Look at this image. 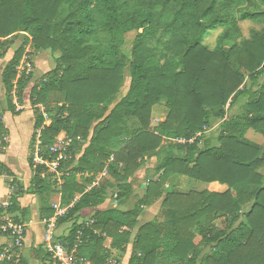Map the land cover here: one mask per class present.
<instances>
[{"label": "trees", "instance_id": "obj_1", "mask_svg": "<svg viewBox=\"0 0 264 264\" xmlns=\"http://www.w3.org/2000/svg\"><path fill=\"white\" fill-rule=\"evenodd\" d=\"M252 1L264 7V0H0V50L17 34L27 36L2 75L10 98L7 110L0 102V146L8 134L5 113L23 114L13 101L14 82L22 105V91L32 81L17 75L28 43L31 55L60 54L56 68L32 88V106L64 96L49 118L36 117L30 186L0 161V177L12 180L9 202L0 205V225L6 218L25 223L31 215L30 207L21 205L25 196L58 194L67 210L57 227L71 225L60 242L69 250L77 247V257L90 264H108L114 251L126 252L130 245L131 264H264V144L247 137L249 131L264 137V29L243 39L239 26L264 21V12H245ZM218 28L224 30L209 50L204 36ZM128 68L129 91L116 103ZM163 101L168 117L152 128L153 109ZM131 120L139 125L135 131ZM216 123L214 143L206 134ZM61 134L82 141H75L72 158L53 174L35 164L33 153L56 161L59 155L51 149ZM154 154L159 179L148 181L134 209H102L109 178L119 205H125L135 194L132 177ZM176 176L227 190L164 194ZM161 201L156 218L140 227L133 241L144 209ZM86 210L92 215L82 221ZM55 213L46 206L41 219ZM43 260L55 264L48 252ZM23 264L31 263L23 259Z\"/></svg>", "mask_w": 264, "mask_h": 264}, {"label": "rangeland", "instance_id": "obj_2", "mask_svg": "<svg viewBox=\"0 0 264 264\" xmlns=\"http://www.w3.org/2000/svg\"><path fill=\"white\" fill-rule=\"evenodd\" d=\"M245 12L249 14H257L264 12V7L258 4L256 1H252L245 6ZM240 29L242 31L243 39H249L253 31H261L264 29V21L259 20L257 22L253 20H246L242 21L239 24ZM223 28H218L215 30H211L204 36L203 45L207 47L209 50H214L217 45V40L219 35L223 32ZM26 35L19 33L16 36L10 38L7 42L6 47L0 50V53H5L4 58L0 59V102L2 104V109L7 110V102L10 97L7 96L6 89L4 87L2 81L3 72L7 66V64L14 58L17 51L23 46V44L27 41ZM168 36H163V41H166ZM153 46H157L159 50L162 47L157 43L154 42ZM30 43H28L25 47V53L28 54L27 56H23L27 63L31 64L32 72L27 73V70L22 71L21 73L17 69L18 74L20 77H28L32 76V81L28 88L22 91V105L17 103L18 101V92L19 88L17 89V82H14L15 88L12 94L13 101L16 103L18 110H23V114L19 117H14L11 113L6 112L4 115V123L8 128V134L5 138L4 145L0 146L2 149L0 151V161H4L6 165H8L12 171L16 174L20 183L25 187L28 188L30 183L34 177V169L30 167V157L32 151L30 149V141L32 135L34 133V123L36 117L39 114L44 115L46 118H49V111H55L58 107H60L64 103V96L62 94L51 95L48 99L47 106H40V108H34L30 101L31 90L34 86H38L44 80V75L56 68V60L60 57L59 53H54L52 51H37L33 55L30 54ZM21 65V64H20ZM19 77V78H20ZM125 86L121 93L117 98V102H120L128 93L130 88L131 82V74L130 68L125 71ZM169 114V109L166 106L165 101L161 102L159 105L155 106L152 112V120L151 126L152 128L157 127L159 124L166 121ZM107 115V114H106ZM105 116V115H104ZM106 117V116H105ZM104 117V118H105ZM50 121L46 123V125H50ZM138 123L136 120H131L129 122L130 131H135L138 128ZM94 127V126H93ZM220 132V123H216L215 126L209 130L206 134L207 138L213 139V142H216L217 136ZM248 139L254 143L263 145L264 144V137L260 134H257L253 131H249L247 135ZM169 143L168 141H164V146H167ZM87 145L82 146L80 155L78 154L77 158H79L84 149ZM204 147V145H201ZM34 152V156L36 155ZM70 153V152H69ZM67 153V156H69ZM157 165V158L156 155L148 156L145 158V165L132 177L131 181H134V189L135 194L127 201L125 205H119L117 201V191L111 187L113 180L109 178V199L107 203L102 207V209H111L117 208L122 210H129L134 209L137 205L139 200L145 195L146 188L148 181H156L158 180V176L155 174V167ZM260 174L264 176V169L261 170ZM104 177L100 179L102 181ZM79 181L84 182L85 178L79 176ZM97 179V180H98ZM54 182V180H52ZM12 180L8 177H0V205H6L5 203L9 202V197L11 195L10 184ZM99 182V183H100ZM213 191V192H224L227 190V187L219 184V183H202L198 182L189 178L176 176L169 180L167 185L164 188V194L167 191H176L182 193H190V192H202V191ZM40 196V195H39ZM38 195H28L21 199L22 206H29L31 209V215L25 223L28 225L27 228V238L28 240L25 243V247L21 254L23 255V259H28L31 264H44V257L47 253L46 250V227L43 224V220L41 219L42 209L44 207H52L54 208L55 205H59L60 195L58 194H49L39 197ZM161 202L156 203L151 208H146L143 211V214L139 218L138 227L132 232V240L134 241L136 238V234L140 227L143 225L150 223L153 221L156 216L158 215ZM92 215L91 210H86L83 212L82 221H88L90 216ZM71 225H64L61 227H57L54 232V240L60 242V238L69 234ZM8 240L6 237H0V244L6 243ZM111 241L108 240L106 242V246L110 247ZM209 249L204 252L207 253ZM132 252V246L130 245L126 252H113L112 260L119 264H126L130 261V253Z\"/></svg>", "mask_w": 264, "mask_h": 264}, {"label": "built area", "instance_id": "obj_3", "mask_svg": "<svg viewBox=\"0 0 264 264\" xmlns=\"http://www.w3.org/2000/svg\"><path fill=\"white\" fill-rule=\"evenodd\" d=\"M27 55L28 54H26L25 56ZM26 58H23L20 63L21 65H19L17 69L20 73L24 70H27V73H29L30 75V73L32 72V66L31 64L27 63ZM17 75L18 78L21 76L20 74H18V72ZM75 141L81 142L82 139L78 138L77 140H75L68 137L66 134H61L56 140L54 147L51 149L53 153L59 155L57 160L54 162L43 161L41 158H39L38 154H36L35 164L44 165L50 173L57 174L62 161L72 158V152L70 150L73 147ZM67 153H69V156H67ZM106 176L107 171L100 175V179ZM100 179H98L94 185H97L100 182ZM54 209L56 211L55 215L50 219L43 220V224L46 227L45 243L47 252L51 255L55 264H90V262L79 259L77 257V247L69 250L64 244L54 240V232L57 229L58 218L64 215L67 210L65 208H62L61 204L55 205ZM27 228L28 225L26 223L17 224L10 218H6L5 222L0 225V232L2 233L3 237H6L8 240L6 243H2V245L0 244V264H23V255L21 254V252L23 251V248L25 247V243L27 241ZM108 264L119 263L114 262L111 259ZM126 264L131 263L129 261Z\"/></svg>", "mask_w": 264, "mask_h": 264}, {"label": "crops", "instance_id": "obj_4", "mask_svg": "<svg viewBox=\"0 0 264 264\" xmlns=\"http://www.w3.org/2000/svg\"><path fill=\"white\" fill-rule=\"evenodd\" d=\"M2 162H4V161H2ZM5 204H7V203H5ZM23 207H29V206H23ZM115 207H118V206H115ZM27 240H28V238H27ZM129 248V247H128ZM132 253V252H131ZM131 253H130V257H131Z\"/></svg>", "mask_w": 264, "mask_h": 264}]
</instances>
